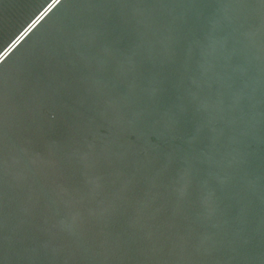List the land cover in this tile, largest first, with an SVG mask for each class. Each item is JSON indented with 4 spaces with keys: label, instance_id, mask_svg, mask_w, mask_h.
Masks as SVG:
<instances>
[{
    "label": "water",
    "instance_id": "water-1",
    "mask_svg": "<svg viewBox=\"0 0 264 264\" xmlns=\"http://www.w3.org/2000/svg\"><path fill=\"white\" fill-rule=\"evenodd\" d=\"M0 264H264V0H0Z\"/></svg>",
    "mask_w": 264,
    "mask_h": 264
}]
</instances>
